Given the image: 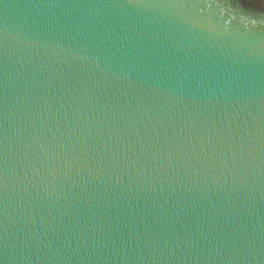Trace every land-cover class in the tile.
<instances>
[{"label":"water","instance_id":"1","mask_svg":"<svg viewBox=\"0 0 264 264\" xmlns=\"http://www.w3.org/2000/svg\"><path fill=\"white\" fill-rule=\"evenodd\" d=\"M0 264H264V0H0Z\"/></svg>","mask_w":264,"mask_h":264}]
</instances>
